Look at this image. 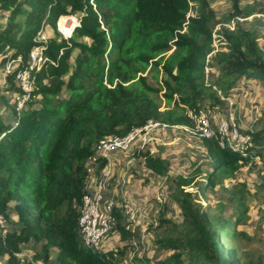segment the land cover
<instances>
[{
	"label": "trees",
	"instance_id": "1",
	"mask_svg": "<svg viewBox=\"0 0 264 264\" xmlns=\"http://www.w3.org/2000/svg\"><path fill=\"white\" fill-rule=\"evenodd\" d=\"M226 1L232 11L227 22L217 23L214 36L216 16L209 0H0V65L15 64L6 77L9 83L27 68L37 32L49 25L55 30L29 101L20 110L15 104L13 123L0 116V215L12 222L11 229L0 232L6 264H50L53 250L57 264H120L130 243L92 252L79 241L95 144L107 136H126L151 120L194 126L189 113L200 114L206 100L222 104L219 92L226 97L241 81L264 85V49L256 33L236 20L263 14L264 3ZM75 14L81 26L66 41L56 22ZM232 21L234 30L226 27ZM209 66L219 67L212 83L206 82ZM148 71L157 84L149 82ZM246 134L251 140L242 152L221 146L220 136L202 138L212 168L175 177L172 198L183 222L160 219L164 231L155 243L167 255L154 264H254L243 263L237 248H223L228 234L233 241L247 238L239 229L247 213L245 185L230 189L240 211L231 218L220 216L223 204L210 215L200 200L264 155V128ZM136 157L158 176L168 171L166 160L149 150ZM97 164L102 170L105 161ZM114 216L115 232L121 241L130 240L121 212ZM31 242L41 248L29 262L20 255Z\"/></svg>",
	"mask_w": 264,
	"mask_h": 264
},
{
	"label": "rangeland",
	"instance_id": "2",
	"mask_svg": "<svg viewBox=\"0 0 264 264\" xmlns=\"http://www.w3.org/2000/svg\"><path fill=\"white\" fill-rule=\"evenodd\" d=\"M254 1L242 0L241 4L244 6ZM209 2L216 16V23L212 27L219 25L217 23L227 22L232 11L231 3L226 0H209ZM260 2L264 3V0H260ZM263 14L254 13L240 21L245 30L256 33L257 43L262 49H264ZM4 16L2 14V17ZM0 24H2L1 21ZM46 31L51 37L55 35V30L51 25L46 27ZM217 44L218 42L214 46ZM14 65L13 62H8L5 66L0 65V116L6 123L15 121V104L19 98L17 77L14 82L9 83L6 80ZM218 68L210 66L207 68V83H212L218 78ZM8 70L10 73H7ZM146 75L149 82L157 84L152 72L148 71ZM159 79H162V75H159ZM219 98L222 100V104L219 105L213 106L211 100L202 102V112L208 119L209 125L215 130L218 131L226 126L225 132L233 146L243 141V137L247 135L246 131L255 132L264 128L263 84L254 80L241 81L234 84L228 96L224 97L223 93L219 92ZM161 105L162 110L168 108L162 99ZM146 150H149L154 156L166 160L168 171L164 176L154 174L145 166L142 159L136 157L137 151L131 149L121 158L119 164H116L114 159L112 174L103 180L107 200L115 195V202L122 213V223L132 233V237L130 240L121 241L119 233L113 230L104 239L99 251L122 249L125 244L130 243L131 248L126 251L124 257L119 258L120 264H138L143 260H149L151 264H154L167 255L158 249L155 240L164 231V228H159L161 218L172 220L177 224L183 222L182 213L172 198L175 191V177L179 175L191 176L198 170L207 172L212 168V161L203 146L202 138L180 127L171 128L165 134L157 135L156 139L144 149V151ZM90 169H92L91 177L96 179L103 171L100 169L98 171V165L93 163L89 164ZM263 183L264 155L256 156L254 160L244 165L237 172L234 180H225L216 192L209 191L204 197H200L203 209L210 215L217 213L219 204H223V211L219 215L223 219L231 218L239 214L240 211L237 209V202L230 199V189L233 186L242 187L245 185L244 208L247 213L244 223L239 229L247 234V238L243 237L239 241H233L228 234L223 246L226 251L229 248H237L243 263L250 261L254 264H264ZM126 208L129 209V221ZM133 213L134 215H132ZM12 218L15 219L14 216ZM11 224L12 222L6 223L5 229H11ZM40 248V244L31 242L25 245L20 258L32 262L34 254ZM56 257L57 253L53 250L50 264H57ZM0 264H6L5 257H0Z\"/></svg>",
	"mask_w": 264,
	"mask_h": 264
},
{
	"label": "built area",
	"instance_id": "3",
	"mask_svg": "<svg viewBox=\"0 0 264 264\" xmlns=\"http://www.w3.org/2000/svg\"><path fill=\"white\" fill-rule=\"evenodd\" d=\"M264 16V14H263ZM236 20L241 21V18ZM81 26L80 15H63L56 22V30L61 38L68 41L72 38L77 28ZM231 30L235 29V21L226 24ZM220 26L216 25L212 29V33L216 36ZM49 35L46 28H41L34 38V47L30 52L28 66L17 75L19 98L17 101L18 110L22 109L29 101L31 93L35 90L36 79L38 73L42 70L48 59L45 55L48 44ZM7 73H10L8 70ZM194 120V127L169 125L167 123L151 120L141 128H136L126 136H107L99 140L95 144L94 157L92 163L98 165V161H105V166L100 172L98 179L91 177V170L87 177L85 194L82 199L79 217V241L82 248L92 252H97L102 248V244L107 235L117 227V218L114 214L119 210V206L115 202L114 196L107 200L106 189L103 180L112 174L114 167V155H126L129 150L134 149L137 152L144 150L148 145L156 139L159 134H165L171 128H183L187 132L199 135L201 138H218L220 136L221 146L227 145L233 151H243V148L250 142L248 135L243 137V141L233 146L226 134V126L215 130L209 125V121L203 112L198 115L189 113ZM236 139V138H235ZM238 141V140H237ZM239 142V141H238ZM94 180V181H93ZM127 209V217L129 221V209ZM121 212V211H120ZM122 214V213H121ZM134 215V213L132 214ZM6 219L0 215V232H6Z\"/></svg>",
	"mask_w": 264,
	"mask_h": 264
},
{
	"label": "crops",
	"instance_id": "4",
	"mask_svg": "<svg viewBox=\"0 0 264 264\" xmlns=\"http://www.w3.org/2000/svg\"><path fill=\"white\" fill-rule=\"evenodd\" d=\"M123 156H124V154H116V155L113 156L114 159H115L116 164H119L120 163V160H121V158Z\"/></svg>",
	"mask_w": 264,
	"mask_h": 264
}]
</instances>
